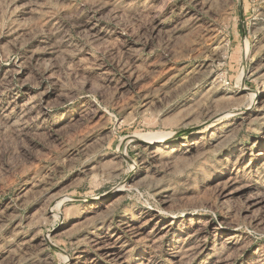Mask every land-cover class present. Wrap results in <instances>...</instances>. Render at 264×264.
Instances as JSON below:
<instances>
[{
  "label": "rangeland",
  "instance_id": "1",
  "mask_svg": "<svg viewBox=\"0 0 264 264\" xmlns=\"http://www.w3.org/2000/svg\"><path fill=\"white\" fill-rule=\"evenodd\" d=\"M0 264H264V0H0Z\"/></svg>",
  "mask_w": 264,
  "mask_h": 264
},
{
  "label": "bare ground",
  "instance_id": "2",
  "mask_svg": "<svg viewBox=\"0 0 264 264\" xmlns=\"http://www.w3.org/2000/svg\"><path fill=\"white\" fill-rule=\"evenodd\" d=\"M263 95L260 93H258V94H254L253 93V99L254 100H258L259 98H261ZM259 101H261V100H259ZM160 139H162V137L160 138V137H157V138H153V137H147V138H143V140H140L142 143H145V144H147V145H149L151 142H153V143H155V144H158V143H160V142H162V141H160L159 142V140ZM63 201V200H62ZM56 216V215H55ZM59 218V217H58ZM101 223V222H100Z\"/></svg>",
  "mask_w": 264,
  "mask_h": 264
}]
</instances>
